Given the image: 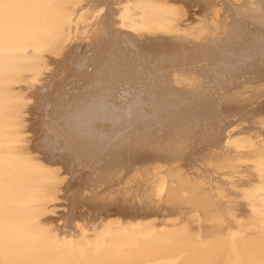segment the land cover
Instances as JSON below:
<instances>
[{"label": "bare ground", "instance_id": "obj_1", "mask_svg": "<svg viewBox=\"0 0 264 264\" xmlns=\"http://www.w3.org/2000/svg\"><path fill=\"white\" fill-rule=\"evenodd\" d=\"M65 2L93 8L50 34L63 53L21 40L42 59L6 63L0 89L20 219L51 236L38 259L264 264V0Z\"/></svg>", "mask_w": 264, "mask_h": 264}, {"label": "snow or ice", "instance_id": "obj_2", "mask_svg": "<svg viewBox=\"0 0 264 264\" xmlns=\"http://www.w3.org/2000/svg\"><path fill=\"white\" fill-rule=\"evenodd\" d=\"M73 7L92 9L93 5L85 3L73 5L65 0H7V2L0 0V89L4 86L3 76L6 63L8 71L15 73L19 78L25 71H32L24 65L35 64L42 59L40 55L31 56L30 59H19L18 52L22 51L26 57L30 54L28 47H19L21 40L32 42L31 52L40 53L44 49H53V55L60 57L63 48L56 49L54 41L49 36L52 32L67 30L66 28L60 29L57 25L61 21H66L68 10ZM100 12H103L102 8L99 9L97 15ZM79 14L83 18L84 12L81 11ZM84 34L87 37L89 31L85 30ZM36 82L33 78L32 84ZM2 95L3 93L0 92V100H2ZM25 103H31V101H25ZM261 127H264V119L261 120ZM234 132L235 129L230 132V135ZM185 146V143L181 141L176 143L174 148L180 152ZM7 147L10 161L13 158L14 148L12 145ZM39 147L40 150L55 151L56 144L45 136ZM4 148L5 145L0 139V264H47L38 257L48 250L47 245L51 236L48 229L41 227L36 220L25 222L20 219L18 197L21 186L12 164L5 166ZM260 148L261 165L264 169V138H262ZM34 198V196L31 197V199ZM218 223L227 227V221L223 218Z\"/></svg>", "mask_w": 264, "mask_h": 264}, {"label": "rangeland", "instance_id": "obj_3", "mask_svg": "<svg viewBox=\"0 0 264 264\" xmlns=\"http://www.w3.org/2000/svg\"><path fill=\"white\" fill-rule=\"evenodd\" d=\"M65 213L68 214V213H69V209H67V210L65 211Z\"/></svg>", "mask_w": 264, "mask_h": 264}]
</instances>
